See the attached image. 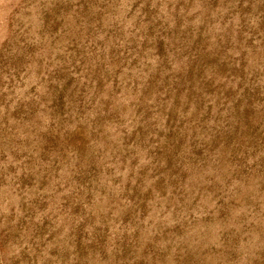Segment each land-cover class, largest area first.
<instances>
[{
    "label": "rangeland",
    "instance_id": "374dc122",
    "mask_svg": "<svg viewBox=\"0 0 264 264\" xmlns=\"http://www.w3.org/2000/svg\"><path fill=\"white\" fill-rule=\"evenodd\" d=\"M0 264H264V0H0Z\"/></svg>",
    "mask_w": 264,
    "mask_h": 264
}]
</instances>
